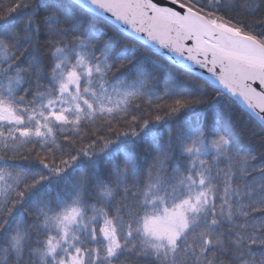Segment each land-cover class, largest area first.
<instances>
[{
    "label": "snow or ice",
    "instance_id": "snow-or-ice-1",
    "mask_svg": "<svg viewBox=\"0 0 264 264\" xmlns=\"http://www.w3.org/2000/svg\"><path fill=\"white\" fill-rule=\"evenodd\" d=\"M0 264H264V0H0Z\"/></svg>",
    "mask_w": 264,
    "mask_h": 264
},
{
    "label": "trees",
    "instance_id": "trees-1",
    "mask_svg": "<svg viewBox=\"0 0 264 264\" xmlns=\"http://www.w3.org/2000/svg\"><path fill=\"white\" fill-rule=\"evenodd\" d=\"M83 25L85 28L93 27L95 29H100L103 27L97 21H91L87 17H83ZM104 39H107L105 36ZM162 67L158 69V73L162 79H167L171 85L176 86L180 90H191L192 86V77L186 76L181 69H178L172 66L170 63L165 61H161ZM222 117H226V113H221ZM226 126H229V130L233 133V135H238L240 128L245 126L246 118L241 115L238 109H233V117L231 121L225 120ZM247 127L251 128V125H247ZM239 142L247 148L257 149L258 148V140L253 139L249 141L246 138L238 137Z\"/></svg>",
    "mask_w": 264,
    "mask_h": 264
},
{
    "label": "water",
    "instance_id": "water-1",
    "mask_svg": "<svg viewBox=\"0 0 264 264\" xmlns=\"http://www.w3.org/2000/svg\"><path fill=\"white\" fill-rule=\"evenodd\" d=\"M176 67V66H175ZM178 68V67H177ZM201 72V70L197 69V72H196V75H199ZM205 75H206V72H205Z\"/></svg>",
    "mask_w": 264,
    "mask_h": 264
}]
</instances>
